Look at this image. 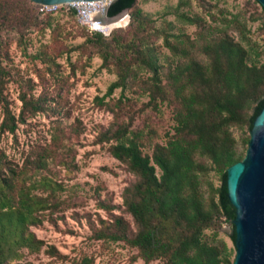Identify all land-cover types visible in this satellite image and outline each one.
<instances>
[{
  "label": "trees",
  "instance_id": "16d2710c",
  "mask_svg": "<svg viewBox=\"0 0 264 264\" xmlns=\"http://www.w3.org/2000/svg\"><path fill=\"white\" fill-rule=\"evenodd\" d=\"M136 1L121 33L112 31L106 38L90 32L85 38L101 49L103 66L112 64L116 72V79L95 99L105 104L104 98L116 88L123 90L137 69H143L148 72L146 104L156 106L159 100L172 105V133H166L163 143L155 142L151 153L144 152L142 133L131 127V119L99 134L97 142L107 143L108 152L136 175L123 192L136 231L115 216L103 221L105 227L96 229L94 237L124 241L137 249L136 256L145 263L161 259L163 264H232L233 249L218 238L222 221L233 229L235 217L227 196L226 169L243 158L253 119L264 107L263 51L248 36L240 15L220 11V22L207 24L199 15L180 10V1L168 12L196 26L190 35L181 29L172 31L166 19L164 27L155 29V20ZM258 6L264 26V9ZM52 14L39 13L30 0L0 1V33L6 21L13 28L37 26L39 20L48 25ZM248 18L259 20L253 13ZM152 30L162 36L168 50L166 69L148 44ZM6 57L0 35V132L14 133L19 123L43 110V101L21 89L20 110L17 115L12 112L4 92ZM233 127L244 133L239 141ZM30 157L18 167L0 155V264H20L23 250L43 249L55 258L64 257L30 229L42 221L45 210L54 211L61 204L57 200L61 187L52 175L39 171L47 167L46 160L34 153ZM230 238L234 244V232ZM82 260L91 262L87 257Z\"/></svg>",
  "mask_w": 264,
  "mask_h": 264
},
{
  "label": "rangeland",
  "instance_id": "374dc122",
  "mask_svg": "<svg viewBox=\"0 0 264 264\" xmlns=\"http://www.w3.org/2000/svg\"><path fill=\"white\" fill-rule=\"evenodd\" d=\"M180 1V10L199 15L207 24L219 23L220 11L225 15H240L248 36L263 51L260 59L264 62V26L259 3L252 0H137L135 4L155 20V29L164 27L166 19L171 22L172 31L181 29L193 35L195 25L185 24L168 12ZM32 4L37 9L36 4ZM51 13L48 25L39 20L37 26L23 24L13 28L12 22L6 21L0 33L7 53L3 61L8 70L4 92L12 112L17 115L20 110L21 89L43 101V110L19 123L14 133L0 132V155L18 167L27 156L41 155L47 167L40 169V173L52 175L61 187L57 192L60 206L54 211L45 210L42 221L30 229L64 257L55 258L43 249L37 253L23 250L18 262L85 264L82 258L87 257L91 260L89 264H163L161 259L145 263L136 256L137 249L122 240L94 237L96 229L105 227L102 222H110L115 216L122 217L131 232L136 231L134 220L123 204L124 189L135 182L136 175L108 152L107 143H98L97 137L110 126L131 119V127L142 133L144 152L151 153L155 142L163 143L166 133H172V105L159 100L156 106L146 104L149 97L144 81L148 72L143 69H137L135 77L123 90L116 88L104 98L105 104H99L95 97L102 96L116 79L114 66H103L101 49L85 41L91 31L75 14H70L64 6ZM252 13L259 20L251 21L248 16ZM122 14H128V10L119 15ZM116 19L120 17L113 21ZM125 27L123 24L112 31L121 33ZM229 32L236 35L233 30ZM147 40L166 69L170 61L162 36L152 30ZM118 99L120 102L115 104ZM232 132L238 141L244 135L235 127ZM231 229L230 223L222 221L218 238L233 249V261L235 245L230 238Z\"/></svg>",
  "mask_w": 264,
  "mask_h": 264
},
{
  "label": "water",
  "instance_id": "95a60500",
  "mask_svg": "<svg viewBox=\"0 0 264 264\" xmlns=\"http://www.w3.org/2000/svg\"><path fill=\"white\" fill-rule=\"evenodd\" d=\"M36 5L95 0H30ZM264 9V0H257ZM134 0H112L105 12L111 17L132 7ZM235 255L232 264H264V107L253 119L242 159L226 169Z\"/></svg>",
  "mask_w": 264,
  "mask_h": 264
},
{
  "label": "built area",
  "instance_id": "2783aa9c",
  "mask_svg": "<svg viewBox=\"0 0 264 264\" xmlns=\"http://www.w3.org/2000/svg\"><path fill=\"white\" fill-rule=\"evenodd\" d=\"M112 0L103 1H86L83 4L64 3V4H37V9L40 13L54 12L59 7L64 6L69 10H74L75 15L81 24L86 26L91 32H97L102 35H109L112 29L127 25L129 21L128 14H116L112 17H105L106 9ZM119 16L122 21L119 25L109 26V21H113L115 17Z\"/></svg>",
  "mask_w": 264,
  "mask_h": 264
},
{
  "label": "bare ground",
  "instance_id": "6f19581e",
  "mask_svg": "<svg viewBox=\"0 0 264 264\" xmlns=\"http://www.w3.org/2000/svg\"><path fill=\"white\" fill-rule=\"evenodd\" d=\"M95 1H103V0H95ZM83 2H86V1H74V2H64V3H74V4H83ZM64 3H58V4H64ZM41 4V3H39ZM122 21H120L119 19H116V21H109V26H112V25H119V23H121Z\"/></svg>",
  "mask_w": 264,
  "mask_h": 264
}]
</instances>
